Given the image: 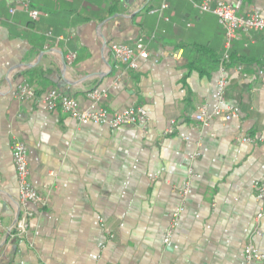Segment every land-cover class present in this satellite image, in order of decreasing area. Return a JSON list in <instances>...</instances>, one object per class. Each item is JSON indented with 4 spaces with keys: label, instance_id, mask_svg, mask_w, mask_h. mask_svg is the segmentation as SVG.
Returning <instances> with one entry per match:
<instances>
[{
    "label": "crops",
    "instance_id": "0c3cea01",
    "mask_svg": "<svg viewBox=\"0 0 264 264\" xmlns=\"http://www.w3.org/2000/svg\"><path fill=\"white\" fill-rule=\"evenodd\" d=\"M200 1L30 0L39 11L33 20L23 0H0V264L244 263L259 209L254 184L264 178V31L239 33L222 72L225 30L215 14L200 12ZM223 1L264 17V0ZM140 38L149 57L136 68L109 49ZM22 78L34 99L16 97ZM50 88L82 107L99 89L96 105L143 106L148 124L79 122L46 108ZM202 105L234 114L203 124ZM15 139L27 145L32 182L47 200L26 204L35 216L23 242L9 236L23 207ZM261 228L264 253V218Z\"/></svg>",
    "mask_w": 264,
    "mask_h": 264
},
{
    "label": "built area",
    "instance_id": "2783aa9c",
    "mask_svg": "<svg viewBox=\"0 0 264 264\" xmlns=\"http://www.w3.org/2000/svg\"><path fill=\"white\" fill-rule=\"evenodd\" d=\"M25 9L29 12L31 18L36 20L39 17L37 9L30 8V0H23ZM200 12H210L215 14L220 24L225 30L224 47L222 64L220 70L224 72L226 64L231 60L230 50L232 42L239 36L241 32L251 31H264V17L258 11H253L246 15L240 14L239 9L241 2L228 3L223 0H202L195 3ZM163 7H167L166 4ZM15 8H10V12L14 13ZM156 11V10H154ZM109 49L114 58L130 68L137 67L138 58H148L149 49L146 43L140 38L134 46L112 42L109 44ZM75 58V54H70L68 60L70 62ZM264 74V67L259 71ZM227 85L225 77L219 80L218 100L219 104L223 102V93ZM16 97L21 101L32 100L36 96V89L27 81L22 78L16 85ZM94 103L90 107H82L77 98L61 92L57 88H50L42 96V101L46 108L50 111H60L64 115L70 116L79 122H91L97 125H104L111 128L119 126H138L145 128L148 124V113L143 106H130L122 110L109 111L105 107L96 105V103L104 96L99 89H94L88 94ZM200 113V121L203 124H208L212 118L224 117L230 120L233 112L224 109L221 105H217L212 111L204 105L198 108ZM172 129H169L171 132ZM243 141L253 142L252 138L243 137ZM12 160L16 169V178L18 185L19 202L23 205L19 211V215L10 228L9 236L12 239L23 242L29 232L32 218L35 216V211L27 207L26 204H32L37 208L44 207L47 200L38 192L37 188L31 179V170L29 164L28 148L27 145L15 139L11 146ZM190 175L193 170L190 169ZM254 188L257 193L259 201V209L255 215L254 228L244 246V263L243 264H264V253H262L256 243V238L261 236L263 231L261 222L264 218V178L255 182ZM189 187L186 185L181 194L185 197L188 193ZM184 210L181 206L172 216L170 227L166 233L165 241L168 242L178 224L180 214ZM3 228L2 219L0 216V229Z\"/></svg>",
    "mask_w": 264,
    "mask_h": 264
},
{
    "label": "trees",
    "instance_id": "16d2710c",
    "mask_svg": "<svg viewBox=\"0 0 264 264\" xmlns=\"http://www.w3.org/2000/svg\"><path fill=\"white\" fill-rule=\"evenodd\" d=\"M223 58V57H222Z\"/></svg>",
    "mask_w": 264,
    "mask_h": 264
}]
</instances>
